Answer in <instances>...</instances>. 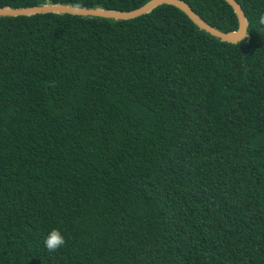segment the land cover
I'll use <instances>...</instances> for the list:
<instances>
[{
  "label": "trees",
  "instance_id": "trees-1",
  "mask_svg": "<svg viewBox=\"0 0 264 264\" xmlns=\"http://www.w3.org/2000/svg\"><path fill=\"white\" fill-rule=\"evenodd\" d=\"M184 1L239 27L226 0ZM238 1V43L171 4L0 16V264H264V0Z\"/></svg>",
  "mask_w": 264,
  "mask_h": 264
},
{
  "label": "water",
  "instance_id": "water-1",
  "mask_svg": "<svg viewBox=\"0 0 264 264\" xmlns=\"http://www.w3.org/2000/svg\"><path fill=\"white\" fill-rule=\"evenodd\" d=\"M235 10L239 27L236 30L224 31L221 30L200 16L191 6L184 0H149L142 6L132 10H118L109 9L102 6L87 7L80 5H73L62 2H47L39 5H31L24 7L0 6V16H19V15H33L38 13H70L74 15L83 16H97L105 18L131 19L151 12L161 4H171L182 11H184L201 29L207 31L215 37L220 38L222 41L238 43L244 39H250L249 34V21L238 0H226Z\"/></svg>",
  "mask_w": 264,
  "mask_h": 264
},
{
  "label": "clouds",
  "instance_id": "clouds-1",
  "mask_svg": "<svg viewBox=\"0 0 264 264\" xmlns=\"http://www.w3.org/2000/svg\"><path fill=\"white\" fill-rule=\"evenodd\" d=\"M258 23L264 25V11L258 14ZM66 240L59 229H51L44 237L43 244L48 252L53 253L64 246Z\"/></svg>",
  "mask_w": 264,
  "mask_h": 264
}]
</instances>
